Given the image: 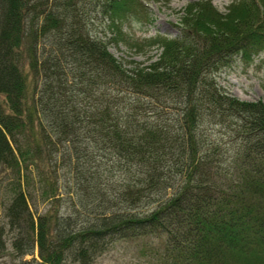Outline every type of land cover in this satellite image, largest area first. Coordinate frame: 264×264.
I'll return each instance as SVG.
<instances>
[{"label": "trees", "instance_id": "16d2710c", "mask_svg": "<svg viewBox=\"0 0 264 264\" xmlns=\"http://www.w3.org/2000/svg\"><path fill=\"white\" fill-rule=\"evenodd\" d=\"M130 16L153 19L143 0H0V252L93 264L163 234L153 264H264V102L215 77L264 48V0L188 1L145 63L95 29L116 41Z\"/></svg>", "mask_w": 264, "mask_h": 264}, {"label": "rangeland", "instance_id": "374dc122", "mask_svg": "<svg viewBox=\"0 0 264 264\" xmlns=\"http://www.w3.org/2000/svg\"><path fill=\"white\" fill-rule=\"evenodd\" d=\"M143 1L153 17L152 21L138 20L134 16L122 20L116 41L111 37L116 36L115 29L108 27L106 23L104 26L98 18L95 20L98 23L95 27L97 34L106 37L108 49L121 60L145 63L156 56L160 47L147 39L156 36V33L166 36L176 34L182 8L190 0ZM231 1L233 0H211L219 11H225ZM215 77L219 85L239 98H260L264 102V48L253 53L247 60L233 56L228 65L216 71ZM3 194L0 187V197H3ZM45 205L44 201L39 199L36 201L38 211L43 210ZM31 208L34 211L32 205ZM4 220V204L0 202V224ZM162 238L163 234L118 238L96 257L93 264H153L148 249L158 245ZM17 262L18 258H14L10 253L0 252V264H17Z\"/></svg>", "mask_w": 264, "mask_h": 264}]
</instances>
